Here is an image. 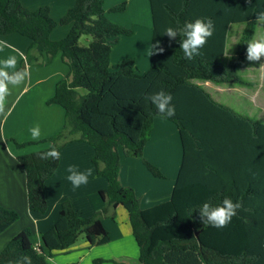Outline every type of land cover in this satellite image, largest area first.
Here are the masks:
<instances>
[{
	"label": "trees",
	"instance_id": "obj_1",
	"mask_svg": "<svg viewBox=\"0 0 264 264\" xmlns=\"http://www.w3.org/2000/svg\"><path fill=\"white\" fill-rule=\"evenodd\" d=\"M149 6L150 67L140 73L130 59L111 66L112 47L132 31L109 22L101 0H76L58 22L48 7L28 10L19 0H0V35L28 38L30 49L46 57L44 64L60 53L69 68L47 102L64 110L62 129L44 140L50 143L48 149L17 157L25 175L28 209L47 212L45 182L60 162V157L42 160L38 154L53 148L60 153L67 143L81 141L94 149L91 162L97 176L106 180V203L121 206L128 214L139 264H264V124L216 102L197 84L252 85L237 70L264 0H252L251 5L245 0H149ZM197 18H210L215 30L201 54L187 60L179 47L183 37L169 41L164 30ZM235 24L244 29L229 64L222 66L218 59L224 55L226 32ZM58 25L71 29L63 39L52 41L50 34ZM82 36L91 38L87 46L79 44ZM156 42L164 52L151 55ZM31 60L28 52L15 71H25ZM161 89L173 97L176 114L163 119L176 126L183 157L170 199L141 209L133 189L119 181L120 157L143 159L153 120L162 118L143 96ZM14 144L23 148L31 143ZM143 164L153 177L163 178L158 168L146 160ZM226 197L242 204L227 227L202 225L199 205L205 201L220 205ZM100 215L82 218L65 200L46 232L21 231L0 252V264H24L25 256L31 264H49L53 253L71 248ZM17 220L15 211L0 205V234ZM91 240L102 245L109 238Z\"/></svg>",
	"mask_w": 264,
	"mask_h": 264
},
{
	"label": "crops",
	"instance_id": "obj_2",
	"mask_svg": "<svg viewBox=\"0 0 264 264\" xmlns=\"http://www.w3.org/2000/svg\"><path fill=\"white\" fill-rule=\"evenodd\" d=\"M19 1L28 10L48 7L51 18L58 22L76 0ZM101 2L104 17L109 22L132 31L130 36H122L112 47L111 66L130 59L133 60L138 72L147 71L150 67L152 38L149 0H101ZM61 28L62 26L58 25L51 32L52 41L63 39L70 30L69 25ZM243 29L244 25L241 24L229 26L225 37L224 55L218 59L220 65L229 64ZM262 37L264 32L261 24H258L252 40ZM0 45L3 46L0 50V62L10 57L16 59L15 69H8L9 73L20 66L28 52L32 57L31 63L26 65L25 71L28 72V76L24 82L17 85L8 84L10 94L6 98L5 112L0 114V205L18 214V220L0 234V252L24 229H29L35 235L46 232L57 219L61 202L68 200L80 217L91 218L100 213L101 218L96 220L86 235L71 248L53 253L48 260L49 264H93L96 260H102L101 264H139L137 262L139 250L132 236L128 214L121 206L111 207L106 203L104 195L106 180L97 176L95 166L91 162L94 149L85 142H70L61 149L59 166L45 182L47 212L38 214L29 211L25 175L17 157L48 149L50 143L44 140L62 129L65 121L64 110L56 104L47 102L53 97L57 83L69 74V68L60 53L48 64H44L46 57L31 50V41L16 33L0 35ZM255 63L263 77L264 57L258 62H252L247 61L245 56L237 73L243 66H252ZM239 77L245 80L241 75ZM197 84L216 102L242 115L232 108L231 102V105L225 104L209 91L213 89L221 96L224 92H235L237 90L235 85H216L211 82ZM242 116L252 119L249 116ZM36 126L39 127L40 137L33 140L30 129ZM14 142L31 144L17 148ZM182 157V144L176 126L168 120L155 117L150 140L143 148V159L121 155L119 181L121 185L133 189L141 209L165 202L172 194ZM143 160L158 168L163 178L153 177L143 164ZM69 167L85 173L91 170L87 184L74 188L67 179ZM104 235L109 238L105 244H94L91 240L92 236L99 240Z\"/></svg>",
	"mask_w": 264,
	"mask_h": 264
},
{
	"label": "clouds",
	"instance_id": "obj_3",
	"mask_svg": "<svg viewBox=\"0 0 264 264\" xmlns=\"http://www.w3.org/2000/svg\"><path fill=\"white\" fill-rule=\"evenodd\" d=\"M248 5L252 4V0H245ZM256 22L264 25V11L256 14ZM214 23L210 18H197L192 22H185L183 27L168 26L164 30V35L168 37L169 41L177 40V37H183L179 42V47L182 50L184 57L187 60H192L195 56L200 55V49L204 47L208 39L214 33ZM0 45V50H2ZM164 48L160 46L159 42L152 45L151 55L162 54ZM22 56L23 53H20ZM264 57V37L253 39L249 41L246 48V60L258 62ZM16 59L10 57L0 62V114L5 112L6 98L10 94L8 84L17 85L23 83L28 76V72L24 70L13 71L9 73L8 69H15ZM147 104L154 106L156 112L162 118H172L175 116V106L172 105L173 99L170 93L163 89L143 96ZM33 140H38L40 137L39 127L30 129ZM42 160H58L60 153L55 149L45 151L38 154ZM68 181L71 182L74 188H79L81 185L87 184L88 178L91 175V170L88 172H80L74 167L68 168ZM240 201L233 202L230 198H224L220 205L213 206L208 201L203 202L198 207V216L202 225L210 226L216 229L227 227L232 218L237 215V211L241 209ZM24 264H31L30 257H23Z\"/></svg>",
	"mask_w": 264,
	"mask_h": 264
},
{
	"label": "rangeland",
	"instance_id": "obj_4",
	"mask_svg": "<svg viewBox=\"0 0 264 264\" xmlns=\"http://www.w3.org/2000/svg\"><path fill=\"white\" fill-rule=\"evenodd\" d=\"M65 27L66 26H62L61 29ZM69 28L71 29V25H69ZM90 41L91 38L89 36H82L79 40V44L87 46ZM255 65L256 63L252 66H243L238 72L246 81L254 83L253 86L244 87L235 85L237 88L235 92H224L221 96H218L213 89H209V91L217 100L225 104H232V108L242 115L249 116L253 120L264 123V73H262L263 77H261V71H259V67ZM85 93V90H81L82 95H85Z\"/></svg>",
	"mask_w": 264,
	"mask_h": 264
}]
</instances>
